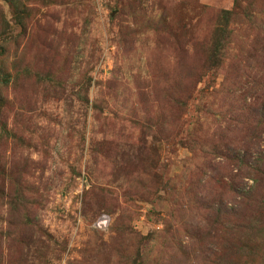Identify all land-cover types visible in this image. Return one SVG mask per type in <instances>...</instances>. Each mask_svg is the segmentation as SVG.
<instances>
[{
  "label": "rangeland",
  "instance_id": "rangeland-1",
  "mask_svg": "<svg viewBox=\"0 0 264 264\" xmlns=\"http://www.w3.org/2000/svg\"><path fill=\"white\" fill-rule=\"evenodd\" d=\"M0 264H264V0H0Z\"/></svg>",
  "mask_w": 264,
  "mask_h": 264
},
{
  "label": "trees",
  "instance_id": "trees-1",
  "mask_svg": "<svg viewBox=\"0 0 264 264\" xmlns=\"http://www.w3.org/2000/svg\"><path fill=\"white\" fill-rule=\"evenodd\" d=\"M221 46H222L221 44L217 45L216 48H215V51L212 53V55H211V53H209L208 56H211V57L215 58L217 55H219L220 50H221L220 49Z\"/></svg>",
  "mask_w": 264,
  "mask_h": 264
}]
</instances>
